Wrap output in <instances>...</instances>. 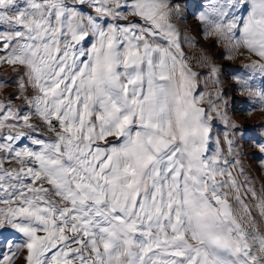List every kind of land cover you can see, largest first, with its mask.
I'll list each match as a JSON object with an SVG mask.
<instances>
[{
	"label": "snow or ice",
	"instance_id": "obj_1",
	"mask_svg": "<svg viewBox=\"0 0 264 264\" xmlns=\"http://www.w3.org/2000/svg\"><path fill=\"white\" fill-rule=\"evenodd\" d=\"M178 8L0 0V66L21 77L0 101V230L21 234L26 264H264V187L227 132L231 158L211 148L215 119L233 126L221 93L198 88L219 69L193 70ZM197 19L210 48L259 58L236 81L264 110V0H210Z\"/></svg>",
	"mask_w": 264,
	"mask_h": 264
},
{
	"label": "rangeland",
	"instance_id": "obj_2",
	"mask_svg": "<svg viewBox=\"0 0 264 264\" xmlns=\"http://www.w3.org/2000/svg\"><path fill=\"white\" fill-rule=\"evenodd\" d=\"M209 2L210 0H173L174 4L179 5V15L174 17L173 23L180 34L182 47L193 65V70L198 73H206L212 64L219 69L218 83L215 87L212 86L211 81L205 84L204 81L207 77H202L198 85L200 91L213 94L209 97L210 99L215 100V93L218 91L221 93L222 110L226 111L228 122L233 126L226 127L224 121L215 119L210 142L212 150H215L216 142L219 141L224 156L228 157L227 144L224 140L227 132L236 145L234 153L238 154L237 159L243 166L245 175L250 178L251 184L259 192L264 187V152H261L258 147V142L264 143V110H260L259 105L249 98L248 92L239 89L236 81L237 76L250 74V70L246 66L254 60L259 62V58L243 48L228 52L220 42H216L214 48L209 47L213 43V38L204 39L203 27L197 19ZM186 40L191 41V44L184 43ZM222 51L225 52V55H231L232 58L221 59L217 53ZM205 54H207L208 60L206 66L201 67L199 58ZM20 79L18 70H14L7 64L0 66V101H5L9 95L18 94ZM254 83L259 88L264 85V78L257 73ZM7 102L17 107H26L22 99H13ZM253 108L256 110H252ZM212 115L215 116V113ZM236 128L243 129V131L235 132V135H232ZM9 166L7 163L5 164V167ZM0 207L5 206L0 205ZM20 243H22V236L14 229L0 230V253H8L9 245H11L12 251L16 253L13 264H26L27 250L16 247Z\"/></svg>",
	"mask_w": 264,
	"mask_h": 264
}]
</instances>
